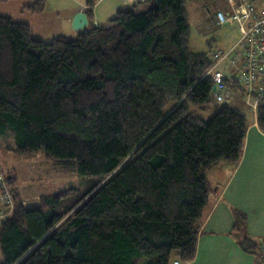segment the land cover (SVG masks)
<instances>
[{"label":"trees","instance_id":"1","mask_svg":"<svg viewBox=\"0 0 264 264\" xmlns=\"http://www.w3.org/2000/svg\"><path fill=\"white\" fill-rule=\"evenodd\" d=\"M47 2L26 8L41 14ZM95 6L86 1L84 32L49 42L0 13V148L98 177L63 209L74 188L27 206L10 170L15 208L0 223L2 264L192 261L216 193L211 172L243 156L249 119L235 102L201 114L216 101L213 62L192 48L185 0H138L104 24L93 21ZM233 211L232 232L263 264L264 241L246 233L247 212Z\"/></svg>","mask_w":264,"mask_h":264},{"label":"crops","instance_id":"2","mask_svg":"<svg viewBox=\"0 0 264 264\" xmlns=\"http://www.w3.org/2000/svg\"><path fill=\"white\" fill-rule=\"evenodd\" d=\"M86 1L48 0L45 11L38 17L32 15L28 20L15 18L29 23L35 35L46 42L60 34L76 37L80 31L73 27V19L78 12L86 11ZM133 3L128 0L96 2L94 20L104 24L123 6L127 8ZM27 5L30 3L25 7ZM21 11L25 13L26 9ZM253 118L249 120L243 156L238 166L233 168L221 164L211 172L209 178L216 193L211 199L210 214L198 235L197 254L190 264H255L254 253L248 252L232 232L235 225L233 209L239 208L247 212L246 233L257 242L264 241V130L259 127L255 113ZM11 173V176H16L12 170ZM14 188L20 193L16 186ZM22 198L30 206L31 198Z\"/></svg>","mask_w":264,"mask_h":264},{"label":"rangeland","instance_id":"3","mask_svg":"<svg viewBox=\"0 0 264 264\" xmlns=\"http://www.w3.org/2000/svg\"><path fill=\"white\" fill-rule=\"evenodd\" d=\"M33 2V0L0 1V13L12 15L14 18L18 16L23 20H28L32 15L38 17L39 14H33L25 7L26 4ZM185 5L192 28V48L195 51H208L212 46L229 47L239 41V26L235 21L221 26L216 22L217 10L222 9L229 13L234 10L229 0H185ZM24 8L26 9L25 13L21 11ZM122 8L126 9L125 6ZM235 71L236 69L230 71L229 74L234 75ZM234 90L237 99L230 106L239 108L246 119L253 120L254 108L248 105V95H245L238 85L234 86ZM174 105L175 102L169 100L163 111H169ZM222 106L224 105L214 101L207 110L201 111V114L205 119H209ZM0 163L5 172L9 173L12 170L16 173V182L14 180L10 184L16 186L22 196L31 198L30 206H35L42 194L74 188L75 191L63 200V209H67L92 188L98 179L95 175L81 176L73 166H63L54 160L47 159L42 153L25 156L0 148ZM221 164H225V162L222 161L220 166ZM3 262L0 247V264Z\"/></svg>","mask_w":264,"mask_h":264},{"label":"built area","instance_id":"4","mask_svg":"<svg viewBox=\"0 0 264 264\" xmlns=\"http://www.w3.org/2000/svg\"><path fill=\"white\" fill-rule=\"evenodd\" d=\"M136 1L128 0L130 3ZM229 3L234 7L232 13L217 10L216 22L221 26L235 21L239 26L240 39L233 46H212L208 50L213 64L207 74L212 76V93L217 103L235 102L234 85L237 84L248 95V105L254 108L257 116L259 105L264 100V0H229ZM93 21L99 24L98 20ZM234 69V75L229 74ZM0 207L1 223L15 208V196L1 163ZM190 263V260L176 258L173 264Z\"/></svg>","mask_w":264,"mask_h":264},{"label":"water","instance_id":"5","mask_svg":"<svg viewBox=\"0 0 264 264\" xmlns=\"http://www.w3.org/2000/svg\"><path fill=\"white\" fill-rule=\"evenodd\" d=\"M90 21L86 11L78 12L73 19V27L81 32H84Z\"/></svg>","mask_w":264,"mask_h":264}]
</instances>
